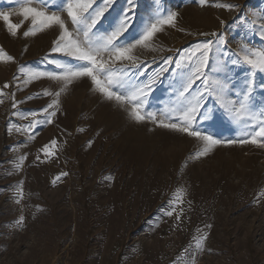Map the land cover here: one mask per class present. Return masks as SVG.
Returning <instances> with one entry per match:
<instances>
[{
    "label": "rangeland",
    "instance_id": "rangeland-1",
    "mask_svg": "<svg viewBox=\"0 0 264 264\" xmlns=\"http://www.w3.org/2000/svg\"><path fill=\"white\" fill-rule=\"evenodd\" d=\"M221 2L239 4L238 11L244 14L264 7V0ZM100 3L97 0V6ZM158 3L163 10L179 12L178 29H184L167 28L158 34L159 43L166 48L180 49L182 54L183 49L204 39L197 33L221 30L219 20L226 22L225 35L233 48L242 39L264 47L258 36L234 21L237 11L200 7L193 0ZM138 5L139 24L154 11L157 0H138ZM125 6V0H117L98 28L107 29ZM17 7V0H0V11L13 12ZM10 19L21 23L23 18L12 15ZM29 26L30 21L24 20L13 37L0 21V47L15 58V63H0V88L13 83L21 65L54 69L45 58H51L50 48L58 33L48 30L25 38L23 32ZM136 55L150 63L154 56L172 53L137 49ZM159 63V59L151 63L146 75ZM178 71L171 66L156 87L153 108L174 99ZM261 80L264 77L258 76L257 84ZM44 88L56 90L52 82L42 79L22 90L10 86L5 92H15L20 101ZM90 89L86 79L70 86L61 96V111L54 123L38 127V135L31 141L15 132L8 134L10 121L18 125L28 121L13 116L16 109L11 107V99L3 98L0 264H175L178 256L190 259L184 249L198 228L209 235L204 251L196 255V264H264V196L260 195L264 191V149L251 144L219 146L207 156L189 159L199 148L194 138L149 123L136 124ZM257 98H261L259 89ZM50 99L41 96L18 108L21 112L38 110ZM202 127L221 138L240 134L239 127L219 110ZM53 138L57 140L55 155L45 158L40 149ZM17 146L19 150L13 151ZM25 153L27 159L17 172L16 157ZM62 172L67 175L53 185ZM20 181L23 198L16 203ZM181 188L186 189L181 205L184 215L177 226L175 214L168 217L164 213ZM20 215L25 218L23 227L14 224Z\"/></svg>",
    "mask_w": 264,
    "mask_h": 264
},
{
    "label": "snow or ice",
    "instance_id": "snow-or-ice-1",
    "mask_svg": "<svg viewBox=\"0 0 264 264\" xmlns=\"http://www.w3.org/2000/svg\"><path fill=\"white\" fill-rule=\"evenodd\" d=\"M116 2L101 0L97 6V0H59L58 3H50V0H17L18 7L13 12L0 11V21H3L6 31L13 37L17 36L24 20L30 21L28 30L23 32L25 38L48 30L58 33L50 48L51 58H45L54 65L53 70L21 65L17 70L18 75L13 76V83L10 85L6 82L0 88V104L4 103L5 97L11 99V107L16 109L12 115L28 121L24 125L10 121L7 128L9 135L15 132L25 136L27 141L34 140L38 135V127L54 123L61 111L62 94L75 82L86 79L90 81V90L98 94L102 102L122 110L130 121L136 124L149 123L155 128L194 138L199 148L189 159L207 156L219 146L251 144L264 149V80L257 84V77H264V47H257L242 39L233 48L225 35L226 22L219 20L221 30L197 33L204 39L183 49L182 54L180 49L166 48L159 43L158 34L164 33L167 28L178 29L179 12L161 9L158 0L154 11L139 24L138 0H125L126 6L109 22V27L101 31L98 25L107 19V14L113 10ZM193 2L200 7L237 11L234 21L239 20L240 27L264 42V7L244 14L238 11L241 8L239 4L221 0ZM12 15L21 16L22 22L13 23L10 19ZM178 30L184 31L182 28ZM137 49L166 51L172 55L154 56L149 63L136 55ZM157 59L160 61L158 67L146 75L147 68L151 63H157ZM0 63H15V58L2 47ZM173 65L179 70L178 87H174L173 91L174 99L163 107L153 108L152 94ZM42 79L52 82L56 90L44 88L20 101L15 99V92H5L10 86L22 90ZM258 89L260 99L257 98ZM41 96L51 99L38 110H19V104ZM216 110L239 127L238 136L221 138L202 127L214 118ZM56 145L57 140L53 138L40 152L45 158L54 156ZM18 150L19 146L13 148V151ZM26 159L27 153L16 157L14 168L17 172L22 170ZM39 159L40 156H37ZM66 175L60 173L53 180V185ZM185 193L186 189H178L164 213L168 217L175 214L177 226L184 215L181 205ZM16 195L15 202L20 203L23 181L16 186ZM260 195L264 196V191ZM188 203L191 207V202ZM24 219L20 215L14 222L15 226L23 227ZM205 228L210 229L211 225H205ZM196 232L190 245L184 249L190 259L185 261L182 256H178L175 264H196V255L204 251L209 235L199 228Z\"/></svg>",
    "mask_w": 264,
    "mask_h": 264
}]
</instances>
